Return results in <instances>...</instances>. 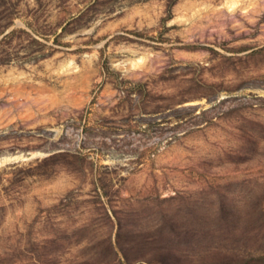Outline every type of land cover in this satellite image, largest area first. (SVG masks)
<instances>
[{
    "label": "rangeland",
    "instance_id": "374dc122",
    "mask_svg": "<svg viewBox=\"0 0 264 264\" xmlns=\"http://www.w3.org/2000/svg\"><path fill=\"white\" fill-rule=\"evenodd\" d=\"M0 264H264V0H0Z\"/></svg>",
    "mask_w": 264,
    "mask_h": 264
},
{
    "label": "bare ground",
    "instance_id": "6f19581e",
    "mask_svg": "<svg viewBox=\"0 0 264 264\" xmlns=\"http://www.w3.org/2000/svg\"><path fill=\"white\" fill-rule=\"evenodd\" d=\"M231 1H233V0H231ZM231 5H233V4H230V6H231ZM140 60H141V59H140ZM140 60H137V61L133 62V66L138 65V63H139Z\"/></svg>",
    "mask_w": 264,
    "mask_h": 264
}]
</instances>
